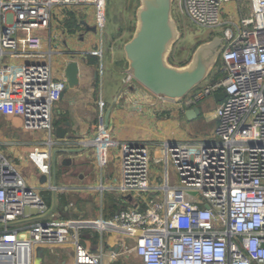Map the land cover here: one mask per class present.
Listing matches in <instances>:
<instances>
[{
    "label": "built area",
    "instance_id": "2783aa9c",
    "mask_svg": "<svg viewBox=\"0 0 264 264\" xmlns=\"http://www.w3.org/2000/svg\"><path fill=\"white\" fill-rule=\"evenodd\" d=\"M229 3H238L236 19L223 17ZM74 6L93 7L96 28L103 31L105 0H0V73L13 68L1 65L4 58L24 61L17 98L2 94L0 81V112L20 117L27 131L47 134L42 147L28 154L47 178L54 146L52 108L66 83L52 76L51 53L32 33L48 28L54 10ZM179 6L192 24L217 31L226 41L220 53L222 76L168 104L183 114L224 94L216 103V127L197 143L119 144L106 127L105 104L99 100L94 135L76 145L94 149L100 169L116 148L117 191L138 198L144 208L120 210L98 227L135 236L133 251L141 264H264V0H180ZM19 31L25 38L17 37ZM163 163L172 166L176 183H168L166 170L164 184L152 186L150 165ZM48 211L40 190L0 150V264H44L39 250L62 246L72 249L74 264H102L101 255L83 244L81 222L46 219Z\"/></svg>",
    "mask_w": 264,
    "mask_h": 264
},
{
    "label": "crops",
    "instance_id": "0c3cea01",
    "mask_svg": "<svg viewBox=\"0 0 264 264\" xmlns=\"http://www.w3.org/2000/svg\"><path fill=\"white\" fill-rule=\"evenodd\" d=\"M232 9H235L234 4H226L223 7V17L236 19V13L233 14ZM101 34L102 32L96 28L95 11L90 6L56 9L48 28L32 33L42 40V50L51 53L50 66L54 63L55 67V70L51 68L52 76L66 83L65 69L70 63L75 62L78 66V84L65 89L52 111L54 146L48 161L50 177L45 183L40 184L39 179L42 175L37 173L34 176L28 172L25 179L30 186L40 190L46 201L49 209L46 219L73 220L82 223L80 229L82 242L90 251L101 255L102 264H141L133 251L135 236L117 227L104 229L98 227L100 221L109 220L120 210L144 208V204L138 198L134 196L127 198L128 196H123L117 191L120 173L117 150L112 152L109 158L110 162L116 161L117 165L110 163L100 169L94 149H83L76 144L79 140L94 135L97 126L95 105L99 100L105 104L106 127L112 139L119 144L135 143L158 148L166 142L192 143L193 140L189 137L190 128L198 117L191 121L187 120L174 105L162 101L142 85L129 79L125 73L127 63L124 55L122 59L116 60L117 66L106 61L102 57ZM25 36L22 31L17 33L19 39ZM23 62L6 60V58L2 60L1 65L7 63L13 65L10 71L0 73L2 94L10 98L19 96L21 81L19 66ZM14 117L16 116L10 112H0V135L15 136L13 119L21 120L20 127L24 134L28 132L32 136L33 132H37L25 130L22 119ZM65 123H69L66 136L64 139H59L55 136V128ZM215 123L217 124V120ZM23 133L21 136L24 138ZM212 134L207 137H211ZM47 138L44 136L42 139L34 137L14 139L13 137L12 140L0 143V150L3 151L5 147L8 153L14 150L15 154L11 155V152L7 157L18 162L24 159L33 166L31 168H34L28 159V154L35 147H42ZM21 146H28L30 149L26 155L18 151ZM158 165L160 164H151L150 170L152 166ZM57 166L63 170L78 172L79 182L55 187L56 193H53L54 190L45 188L48 185L55 186L53 170ZM166 170L168 172V168L165 167L164 173ZM164 182L165 176L159 180L156 173L150 178V184L155 187L161 186ZM69 197L81 202L79 206L69 202ZM90 197L97 203L93 213L91 202L88 200ZM161 197L162 193L156 194V198ZM59 200L62 204L60 212L57 209ZM39 252L44 264H74L73 251L68 246L56 247L52 252L42 248Z\"/></svg>",
    "mask_w": 264,
    "mask_h": 264
},
{
    "label": "water",
    "instance_id": "95a60500",
    "mask_svg": "<svg viewBox=\"0 0 264 264\" xmlns=\"http://www.w3.org/2000/svg\"><path fill=\"white\" fill-rule=\"evenodd\" d=\"M172 3L173 0H139L134 31L123 45V53L127 63L125 73L130 78L157 98L176 104L207 80L226 40L222 36H214L196 47L186 65L176 67L169 64L172 47L179 38L172 17ZM77 75L78 66L72 62L65 69L66 88L78 84ZM223 98L224 94L214 95L216 103ZM199 116V107L183 113V117L190 121ZM68 127L69 123L56 127L55 136L64 139ZM46 181L44 175L39 179L40 184Z\"/></svg>",
    "mask_w": 264,
    "mask_h": 264
},
{
    "label": "rangeland",
    "instance_id": "374dc122",
    "mask_svg": "<svg viewBox=\"0 0 264 264\" xmlns=\"http://www.w3.org/2000/svg\"><path fill=\"white\" fill-rule=\"evenodd\" d=\"M179 1L180 0H173L172 3V17L178 28L179 38L173 45L172 51L168 58L169 64L176 67L186 65L190 61L191 56L197 46L201 45L202 43L210 41L214 36L221 37L219 32L210 31L198 27L192 24L187 18H185V16L181 12ZM239 4L241 5V3ZM138 6H139V0H105V10H104L105 20H104V28L101 34L102 38L100 44L102 48V57L106 61L115 64L116 60L118 61L119 59L123 58L124 55L123 45L131 38L130 33L132 34L134 31V26L136 22L135 13ZM237 6L238 3H234V7ZM232 10H233L232 13L235 14L234 11L235 9ZM241 11L244 17L249 16L247 8L242 7ZM51 66H52L51 68L55 70L54 63H51ZM220 69H221V61L219 56L215 66L213 67L209 75L210 76L213 75L215 72L219 71ZM207 81L208 79L205 82ZM54 105H56V103ZM215 106L216 104L212 98H207L198 104V107H200L202 112H200V116L197 118L196 122L190 128L189 137L191 140H193L192 143H197L199 140L206 139L208 138L207 136L213 133L216 127ZM95 107H96L95 117H97V104L95 105ZM53 110H54V106L52 108V111ZM13 120L12 122L16 126L15 127L13 125L14 130H16L15 136H13L14 139H24L30 137L42 139L44 136L45 138H47V134L44 135L43 132L41 131L33 132L32 136H30V133L28 132H25L24 134L20 127L22 124L21 120L20 119L14 121ZM22 133L23 136H25L24 138L21 136ZM13 137L7 135L6 137H3V135H0V143H4L6 140H12ZM29 150L30 149L28 148V146H21L18 149V151L23 155H26V153ZM3 151L2 152L6 156H8V154L10 155L11 152H12L11 155L15 154L14 150H11V152L8 153V149L6 147L4 148ZM114 151H116V148L111 149L110 154ZM12 162L14 163L16 169L20 172V174H22L24 178L28 176L27 175L28 172H30L29 173L30 175H34V176L38 173L37 169H35V167L31 168L33 166L29 162H25L24 159L21 162L14 160ZM25 163H27V165ZM110 163H113L111 165L114 164L117 165L116 161L114 162L109 161L108 164ZM164 170H165L164 163L155 167L152 166L150 170L151 171L150 178H152V175H155V173L156 175H158L159 180L160 178H164ZM53 171L55 178L54 179L55 186L53 187H58L64 184L70 185L79 182L78 174H77L78 172L76 173L72 171L63 170L59 166H57ZM168 172H169V184L170 185L175 184L176 177L174 171L172 170L171 165L168 166ZM53 193H56V190H54ZM188 194L190 196H196L197 192L190 191ZM88 200L91 202V209L93 213L94 210L96 209L97 203L94 198L90 197ZM68 201L74 203L75 206H79V204L81 203L79 201H76L75 199H72L71 197L68 198ZM57 209L59 212L62 209V204L60 200L58 202Z\"/></svg>",
    "mask_w": 264,
    "mask_h": 264
},
{
    "label": "trees",
    "instance_id": "16d2710c",
    "mask_svg": "<svg viewBox=\"0 0 264 264\" xmlns=\"http://www.w3.org/2000/svg\"><path fill=\"white\" fill-rule=\"evenodd\" d=\"M222 76V72H221V70H219V71H217V72H215L213 75H209L208 76V80H217L218 78H220Z\"/></svg>",
    "mask_w": 264,
    "mask_h": 264
}]
</instances>
